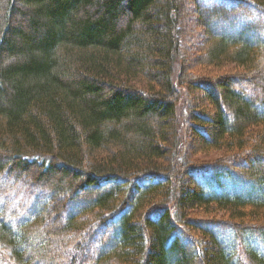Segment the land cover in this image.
<instances>
[{"label":"trees","instance_id":"16d2710c","mask_svg":"<svg viewBox=\"0 0 264 264\" xmlns=\"http://www.w3.org/2000/svg\"><path fill=\"white\" fill-rule=\"evenodd\" d=\"M189 2L208 42L187 60L181 0H0L6 262L264 264V3Z\"/></svg>","mask_w":264,"mask_h":264},{"label":"rangeland","instance_id":"374dc122","mask_svg":"<svg viewBox=\"0 0 264 264\" xmlns=\"http://www.w3.org/2000/svg\"><path fill=\"white\" fill-rule=\"evenodd\" d=\"M249 1H252V2L259 1L260 3H264V0H249ZM181 2L183 3V5H182V7L180 9V13H179V15H180L179 28L181 29L182 32H185L186 33L184 35V39H183V46L185 48H183V50H182V55L184 57L187 56V60H188L189 56H190L191 59H194L198 55L203 54V51L205 50V48L207 46V42H208L207 40L208 39H207V37H206V35L204 33L203 27L202 26L200 27L198 25L199 20L197 18V15H195V13L193 11V7L190 4L189 0H181ZM255 36H257V37L264 36V31L263 32H260L259 34H255ZM198 64L195 63V65H192V68L193 69L196 68V69H194L195 70L194 71L195 73L200 70L198 68L199 67ZM223 73H221L222 75L221 74H219V75H221V76H223V75L226 76L227 75L228 76L229 74H232V75H235V76L236 75H242L243 76V73L244 72H243V70L241 68L236 69L234 66L229 65V66H226L224 68ZM201 76H203V75H201ZM204 79H209V76H206ZM234 88H235V90H237L238 92H241L243 94H246L247 95V93H248V91H247L248 85H246L245 83H242V84H239V85L237 84L236 87H234ZM254 93L259 95L260 88L255 89L254 90ZM247 96L249 97V95H247ZM195 142H197V141H195ZM189 150L191 151L190 152V160L191 161H194L193 163H198V164H206V163H211V162L213 163V162L219 160L221 158V155H222L221 152H216V151H209V153H206V154L199 153L198 152L199 146H192V148L189 149ZM256 164L259 165L260 163H256ZM260 165L264 168L263 163H261ZM48 184L49 185L51 184L50 186H53L51 182H49ZM185 184L186 185H189L187 179L185 181ZM5 185H10V183L9 182H5ZM46 195H48V193H40V194L37 195V198H36V200H37V203H36L37 204L36 205L37 206V209H40L41 210V208H42L41 207V204H43V202L44 201L46 202V200H47V199H45L46 198ZM85 197H86V195H79V197L77 198L76 203H75V205H77L76 206L77 207V210H80V208H81V207H79L80 206V203H81L80 201L83 198H85ZM10 207L11 206H8L7 209H9ZM74 208L75 207L73 205H71V207L68 210H75L76 208L75 209ZM188 214H189L188 219L190 221L200 220L201 218L222 219V215L221 214H215L213 216H205V217L204 216H201V214H198L197 212H189ZM57 217H59V216H57V215L56 216L49 215V222L51 220H52V222H56V220L58 219ZM8 223L9 224H12V226L15 225L13 222H9L8 221ZM58 223H59V225H62L61 224V220H58ZM192 231L196 234L197 237H199V234H198L197 231H195V230H192ZM99 235L100 234H98L96 236L97 239H100L101 236L98 237ZM107 236L108 235H106L105 238H103L104 239L103 242H106L107 241V239L109 238V237L106 238ZM254 241L255 240L252 239V241H251L252 242V245L256 246ZM38 243H39V240H37V238H35V237H32V239H29V242H24L23 245L25 246V249L26 250H28L30 252H34L35 251L34 249H36V246L38 245ZM90 245H93V243L90 242ZM237 262L239 264H243V261L239 257L237 259ZM0 264H9L8 262H6L3 259L1 252H0Z\"/></svg>","mask_w":264,"mask_h":264}]
</instances>
